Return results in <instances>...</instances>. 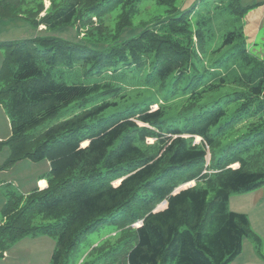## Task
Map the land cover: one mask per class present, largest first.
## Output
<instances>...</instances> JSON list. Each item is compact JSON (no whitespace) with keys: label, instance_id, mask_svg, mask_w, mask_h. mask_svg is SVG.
I'll return each mask as SVG.
<instances>
[{"label":"trees","instance_id":"trees-1","mask_svg":"<svg viewBox=\"0 0 264 264\" xmlns=\"http://www.w3.org/2000/svg\"><path fill=\"white\" fill-rule=\"evenodd\" d=\"M159 1L169 16L120 41L141 0H51L48 9L44 0H0V20L83 33L0 42V104L11 125L1 169L51 163L45 189L5 202L2 257L43 234L56 239L51 263L69 264L108 224L122 232L101 249L105 264H231L244 239L260 243L229 203L264 185V60L249 50L244 22L261 4L178 10ZM119 7L114 31L105 17ZM76 72L93 80L69 83ZM64 111L71 115L42 129Z\"/></svg>","mask_w":264,"mask_h":264},{"label":"rangeland","instance_id":"rangeland-1","mask_svg":"<svg viewBox=\"0 0 264 264\" xmlns=\"http://www.w3.org/2000/svg\"><path fill=\"white\" fill-rule=\"evenodd\" d=\"M250 3L253 0H246ZM260 0H254V3ZM45 7L48 9L51 6V0H44ZM207 3V4H206ZM206 4V5H205ZM209 4V0H175L173 5L178 10L192 9L197 5L198 9H204ZM243 5H247L242 1ZM137 13L132 18L131 24L126 30L119 33V40L123 41L132 37L138 36L145 27L152 25L161 19H166L169 6L166 3H160L159 0H141L136 6ZM123 9L117 8L108 14L105 18L109 20V26L114 31L117 30V22ZM45 13L42 14L44 16ZM95 23L98 20L93 19ZM76 26L58 28L56 30H47L45 26L35 27L25 19L0 20V42H11L25 39H33L45 36L60 37L71 41H80L83 38V33L79 35ZM251 53L264 60V27L261 30L256 44H249ZM6 56V49L0 47V70ZM65 79L69 83L79 82L88 84L93 77L86 78L82 72L68 74ZM1 90V85H0ZM129 92L133 94L134 89ZM158 106L152 107V110H157ZM71 112H63L58 120H53L46 124L42 129L49 127L53 123L62 121L69 117ZM11 136V125L6 108L0 104V138L1 141L9 139ZM200 138H197V142ZM149 143L155 142L154 139H149ZM226 144L227 141L222 142ZM11 149L9 146H4L0 151V179L6 181L0 185V222L3 223L2 208L5 202L14 194L27 196L34 191L36 187H40L37 180L40 178H48L51 170V163L48 159L40 162H33L29 159L18 161L14 166L1 169L10 157ZM210 155L208 156V160ZM236 166H239L238 164ZM234 167V166H233ZM235 168V167H234ZM118 184V183H116ZM193 183L182 187L192 186ZM46 185L42 188L45 189ZM180 189V190H181ZM165 204H161L157 211L163 210ZM229 208L231 211L244 213L248 216L251 230L261 240L259 244L255 243L251 238H246L243 241L242 254L231 264H264V185L245 194H232L230 198ZM141 223L135 226H140ZM121 230L114 225H105L100 227L93 233L88 234L79 246L70 255L69 264H92L100 255H104L105 251L101 249L108 246L109 251L112 245H116ZM56 246V239L50 235L39 234L37 236H27L22 238L8 248L6 256L8 259H3L0 253V264H52L51 257ZM100 248L95 251L96 248ZM1 252V251H0ZM4 257V256H3ZM97 264H105L106 256H102ZM4 260V261H3ZM16 262V263H14Z\"/></svg>","mask_w":264,"mask_h":264},{"label":"crops","instance_id":"crops-1","mask_svg":"<svg viewBox=\"0 0 264 264\" xmlns=\"http://www.w3.org/2000/svg\"><path fill=\"white\" fill-rule=\"evenodd\" d=\"M241 1H243V0H241ZM244 1L247 4L245 6L261 4L260 6L250 10L246 14V16L244 17L245 33H246V37H247V43H248V45L249 44H256L257 39H258L259 35L261 34V30L264 27V0L256 1L255 3H254V0L251 1L250 3H248L246 0H244ZM0 141H1V138H0ZM1 180L2 179H0V185L4 184L6 182L5 180L1 182ZM37 182H38V184H40V187H41V183H45L46 187L48 186V182L45 179L41 180V178H40L37 180ZM42 188L43 187H41V189ZM1 224L2 223L0 222V225ZM6 254H7V252L4 254V257H2L3 259L9 258V256H6ZM14 263H16V262H14Z\"/></svg>","mask_w":264,"mask_h":264},{"label":"bare ground","instance_id":"bare-ground-1","mask_svg":"<svg viewBox=\"0 0 264 264\" xmlns=\"http://www.w3.org/2000/svg\"><path fill=\"white\" fill-rule=\"evenodd\" d=\"M41 186L44 187L45 186V183H41Z\"/></svg>","mask_w":264,"mask_h":264}]
</instances>
